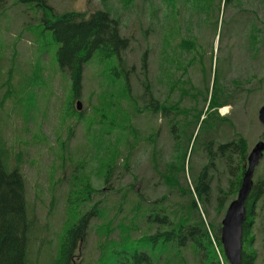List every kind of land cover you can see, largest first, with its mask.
Listing matches in <instances>:
<instances>
[{"label":"trees","instance_id":"16d2710c","mask_svg":"<svg viewBox=\"0 0 264 264\" xmlns=\"http://www.w3.org/2000/svg\"><path fill=\"white\" fill-rule=\"evenodd\" d=\"M20 1L44 9L42 19L46 29H51L52 37L59 43L53 62L61 72L69 74L68 117L83 116L75 103L81 96L86 66L95 60L100 64L118 61L119 70L115 72L111 68L109 71L115 81L121 80L124 87L119 94L112 92L111 97H125L128 104L125 115H122L121 105L117 108L121 112L119 118L130 124L131 133L137 134L139 131L129 116L135 119L144 112L164 116L174 141L172 154L167 158L158 145L159 128H153L146 136L151 147L153 177L166 186L164 193L156 199L146 195L145 188L136 189L134 181L137 176L125 187L117 188L113 183L114 166L118 167V158L123 153L114 146L116 138L110 148L112 153L109 150L101 158L105 168L101 186L92 185L84 169L78 171L80 174L75 177L81 188L73 190L66 197V203L69 212L80 214L60 235L56 254H49L51 258L46 259L48 264H81L86 234L92 228L100 235L96 246L97 264H189V255L195 264H228L220 242V216L237 196L251 149L245 135L233 128L230 115L220 111V108L234 104L235 94L240 91L237 88L240 84L230 87L224 82L231 70L232 45L227 50L230 52L222 58L221 69L218 60L214 64V53H211L210 72L202 70L198 83L184 76L189 68L207 61V50L198 46L202 40L201 30L209 22L218 28L220 16L230 5L237 4L238 13L231 16L234 26L228 37L232 39L238 29L244 30L247 43L243 46L251 44L253 38L259 45L261 37L247 31L258 19L256 10L242 8V0H164L165 9H169L164 12L166 27L161 31V70L166 85L161 95V88L155 90L147 78L146 50L142 57L146 79L142 82L143 106H140L132 96L129 83L132 67L125 65L122 59L132 37L121 34L116 17L102 8L90 14L80 11L59 14L49 0ZM257 2L264 7V0ZM151 12L155 14L153 10ZM194 27L198 33L192 32ZM182 29L188 35H183ZM260 52L259 47L255 52L258 57L253 58L260 59ZM263 87L264 78L261 77L246 91H264ZM234 89L238 90L234 92ZM97 95H100L97 102L102 103L106 98L104 94ZM93 110L96 116H103L99 121L102 122L106 117L103 109L95 106ZM112 124L113 136L121 127L119 122ZM180 135L188 136L184 148L179 144ZM197 144L203 145L201 158L204 162L197 164L195 174L191 175L187 161H191V152ZM10 148L0 126V264H40L39 258L32 257L40 227L27 199V182L21 160L15 157L14 161ZM131 151L132 146L127 148L123 160L125 169L129 167ZM109 154L108 161H105ZM224 178L227 180L225 186L220 183ZM253 178L254 185L246 201L242 264H264V171ZM212 211L216 214L214 217H211ZM95 220L101 221L97 224L93 222Z\"/></svg>","mask_w":264,"mask_h":264},{"label":"rangeland","instance_id":"374dc122","mask_svg":"<svg viewBox=\"0 0 264 264\" xmlns=\"http://www.w3.org/2000/svg\"><path fill=\"white\" fill-rule=\"evenodd\" d=\"M49 3L59 14L66 11L90 14L98 8L109 11L120 22L121 34L132 37L130 45L122 53L124 64L132 67L129 81L132 96L140 106H143L142 82L146 78L142 57L146 50L144 65L146 62L147 78L154 84L155 90L161 88L159 93L162 95L166 82H163L161 70L163 63L161 31L166 27L164 12L169 10L165 9L167 5L164 0H49ZM242 4L244 6L242 8H251L258 13L254 27L247 31L261 37L259 45L253 38L251 44L243 46L247 43L244 30L241 32L238 29L232 39L228 37L234 26L231 16L238 13L237 4L230 5L220 16L218 28L209 22L201 30L202 40L198 46L207 50L205 53L207 61L203 64L198 63L195 68H189L184 78H192L198 83L203 71L210 72L211 53H214V64L215 60H218V67L221 69L222 58L230 52L227 50L230 49V44L232 45L231 70L224 82L230 87L240 84L237 87L240 91L235 94L237 98L234 104L224 107L230 115L228 117L233 128L245 135L252 148L260 139H264V125L257 116L260 107L264 105V91L251 93L246 91L256 80L264 78V7L260 6L257 0H242ZM43 10L39 6L20 0H0V126L4 139L11 147L14 161L15 157L21 160L27 182V199L40 227L35 236L32 257L39 258L40 264L44 261L48 264L46 259L51 258L49 254H56L60 235L80 214L69 212L66 203V197L73 190L81 188L75 177L80 174L78 171L84 169L91 178L92 185L101 186L105 171L101 158L111 150L115 142L113 138H116L114 146L120 148L123 153L118 158V167L114 166L113 183L117 188L125 187L134 181V176H137L134 181L136 189L145 188L146 195L156 199L164 193L166 186L153 177L151 147L146 136L153 128H159L158 145L167 158L172 154L174 141L164 116L151 112H144L135 119L129 116L139 131L137 134L131 133L133 129L130 124L119 118L121 112L117 108L121 105L122 115H125L128 104L125 97L116 99L111 97L112 92L119 94L124 87L121 80L115 81L109 71L111 68L115 72L119 70L118 61H114L113 64H100L95 60L86 66L81 96L77 99L83 103L80 110L83 116L68 117L66 110L71 94L69 74L61 72L54 65L59 43L52 37L51 29H46L45 21L42 19ZM151 10L155 12L154 15ZM197 30V27H194L192 32L198 33ZM182 32L183 35H188L186 31ZM259 47L260 59H254ZM238 89H234V92ZM262 89L264 90V87ZM97 94L105 95L102 103L97 102L100 100L97 99V96H100ZM95 106L103 109L106 117L102 122L99 121L103 116L95 115L93 110ZM112 122H119L121 127L120 132L113 133V136ZM126 125L129 126L128 129L124 128ZM178 129L181 130L179 125ZM179 142L180 147H186L188 136L180 135ZM130 146H132L130 164L125 169L123 160ZM202 153L203 145H195L190 155L191 161H187L191 175L195 174L197 164L204 162L201 158ZM110 154L104 158L105 161H108ZM263 171L264 156L256 167L254 176L262 174ZM221 182L223 186L227 185L225 178L221 179ZM113 196L117 199L115 195ZM215 215L212 211L211 217ZM100 221L93 222L99 224ZM86 235L81 264H97L96 246L100 235L94 228ZM188 259L189 264H195L191 255Z\"/></svg>","mask_w":264,"mask_h":264},{"label":"water","instance_id":"95a60500","mask_svg":"<svg viewBox=\"0 0 264 264\" xmlns=\"http://www.w3.org/2000/svg\"><path fill=\"white\" fill-rule=\"evenodd\" d=\"M82 101L77 100V110H81ZM259 121L264 125V105L259 109ZM264 156V139H260L248 152V158L245 163L242 184L238 190L237 196L228 203L225 210L221 226V243L225 257L229 264H242L244 222L247 220L246 201L250 190L254 185V173L256 167Z\"/></svg>","mask_w":264,"mask_h":264},{"label":"built area","instance_id":"2783aa9c","mask_svg":"<svg viewBox=\"0 0 264 264\" xmlns=\"http://www.w3.org/2000/svg\"><path fill=\"white\" fill-rule=\"evenodd\" d=\"M222 108H225V107H222ZM222 108H220V111L222 110ZM228 111L227 110H224V111H221V114L223 113V114H225V113H227Z\"/></svg>","mask_w":264,"mask_h":264},{"label":"bare ground","instance_id":"6f19581e","mask_svg":"<svg viewBox=\"0 0 264 264\" xmlns=\"http://www.w3.org/2000/svg\"><path fill=\"white\" fill-rule=\"evenodd\" d=\"M225 110V108H223Z\"/></svg>","mask_w":264,"mask_h":264}]
</instances>
